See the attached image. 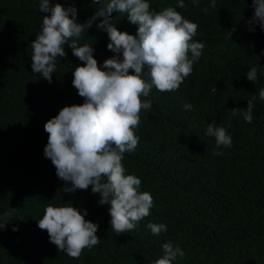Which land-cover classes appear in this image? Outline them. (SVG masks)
Masks as SVG:
<instances>
[{
    "label": "trees",
    "instance_id": "trees-1",
    "mask_svg": "<svg viewBox=\"0 0 264 264\" xmlns=\"http://www.w3.org/2000/svg\"><path fill=\"white\" fill-rule=\"evenodd\" d=\"M108 0H102L107 3ZM150 10L173 7L198 25L193 41L204 49L193 71L178 90L148 97L150 110H141L135 129L139 143L124 154L125 174L140 178V192L153 197L150 215L137 227L117 235L110 225L108 205H99V194L87 190L65 193V182L56 175L44 155L48 141L45 123L65 106L82 104L72 85L74 67L84 62L64 46L66 58H57L52 82L31 68V42L42 26L45 13L40 0H0V215L17 212L0 230V264H153L171 242L184 256L173 264H264V31L248 30L253 16L252 0H148ZM50 7H75L76 22L86 23L101 7L92 0H49ZM112 22L121 32L135 35L137 26L124 13L113 12ZM98 17L79 38L94 48L103 63L116 55L107 49L106 31ZM235 27L231 39L227 32ZM191 57V53H189ZM257 68L258 79L246 73ZM130 74H134L129 70ZM255 99L253 100V96ZM253 100V121L246 123L231 109H247ZM191 109L185 110V104ZM208 123L226 128L232 138L223 155H214L215 138L205 135ZM87 210L85 220L98 224L100 243L84 249L79 259L58 252L46 230L38 227L48 205ZM149 223L167 226L153 235ZM13 227L18 231H13Z\"/></svg>",
    "mask_w": 264,
    "mask_h": 264
},
{
    "label": "clouds",
    "instance_id": "clouds-1",
    "mask_svg": "<svg viewBox=\"0 0 264 264\" xmlns=\"http://www.w3.org/2000/svg\"><path fill=\"white\" fill-rule=\"evenodd\" d=\"M100 4L86 23L76 22L75 7L65 9L57 3L50 7L49 0H40L38 8L48 13L44 16L40 32L31 42L32 72L49 83L57 69V58H66L65 45L72 55L84 62L74 67L72 85L77 89L83 103L63 107L58 115L49 119L44 129L49 134L44 155L50 159L58 178L65 182V193L87 190L99 194V205H108L110 225L117 235L134 230L145 217L150 215L153 197L148 192H140L141 180L135 175L125 174L122 164L126 152L135 151L139 137L135 129L140 124L141 110H150L148 97L153 88L160 92L178 90L184 79L191 75L193 64L197 62L204 44L193 41L198 25L185 19L173 7L159 12L150 10L148 0H92ZM194 7H200L199 0H192ZM178 7L185 8L184 0H178ZM216 7L211 0L202 9L205 15L209 8ZM253 16L247 21L248 30L259 25L264 31V0H252ZM124 13L127 20L137 26L135 35L119 31L112 22L111 14ZM103 17L97 27L106 31L109 37L107 49L115 53L106 59L103 70L93 56L94 48L81 45L79 38L98 18ZM233 29L227 32L231 39ZM191 53V57H189ZM134 74H130V71ZM248 81L258 79L257 68L247 73ZM264 100V88L258 92ZM255 95L253 96V100ZM253 100L247 101V109H231L233 117L241 115L246 123L253 121ZM185 104V110L191 109ZM205 135L215 138L214 155H223L221 147L230 148L232 138L226 128L208 123ZM17 212L10 210L0 215V230L9 223ZM87 210L72 206L48 205L38 227L46 230L49 241L58 252H64L73 259H79L84 249H91L100 243L96 233L98 224L85 220ZM147 227L153 235L167 231L163 223H149ZM13 231L18 228L13 227ZM163 255L153 264H173L177 256L184 252L171 242L162 245Z\"/></svg>",
    "mask_w": 264,
    "mask_h": 264
}]
</instances>
